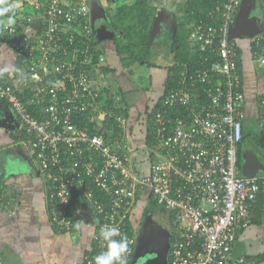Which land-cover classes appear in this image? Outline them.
<instances>
[{
  "label": "built area",
  "instance_id": "obj_1",
  "mask_svg": "<svg viewBox=\"0 0 264 264\" xmlns=\"http://www.w3.org/2000/svg\"><path fill=\"white\" fill-rule=\"evenodd\" d=\"M242 1L226 0L209 14L210 23L197 24L192 39L218 60L211 69L183 72L180 85L150 111L153 153L148 173H143L124 141L127 119L109 109L99 85L106 56L95 42L89 0H7L16 5V22L1 33L16 37L27 32L38 53L25 60L20 84L0 78V101L19 118L45 174L52 226L58 232L73 229L69 210L77 194L78 214L93 215L92 254L82 264H94L104 250L98 238L104 226L119 227L128 237L130 263L137 236L128 230V221L143 189L174 213L179 225L169 264L228 263L238 227L252 222L254 204L264 194V176H244L239 165L245 95L239 47L230 31ZM262 39L256 37V58L264 66ZM261 103L264 135V98ZM83 113L96 122L95 132L75 122V115ZM109 116L120 129L115 139L101 132ZM4 190L0 180V201Z\"/></svg>",
  "mask_w": 264,
  "mask_h": 264
},
{
  "label": "crops",
  "instance_id": "obj_2",
  "mask_svg": "<svg viewBox=\"0 0 264 264\" xmlns=\"http://www.w3.org/2000/svg\"><path fill=\"white\" fill-rule=\"evenodd\" d=\"M131 1L103 0V6L99 0H89V3L94 30L100 41L99 47L106 56V64L102 68L104 77L99 79V85L106 93L104 99L108 104L111 99L117 103L121 102V96L125 100L127 120L123 131L124 141L139 170L148 173L153 152L147 132L146 101H158L165 93L166 81L175 63L176 29L180 22L188 18V0H151L152 6L157 10L151 24L149 57L127 64L121 58L117 44L124 31L116 27L112 21L117 18V6L129 4ZM102 25L110 30L108 36L103 38L100 36V39L98 29ZM230 35L239 47V72L245 95L246 138L241 146L243 166L240 165V170L247 176L246 154L251 152L253 163H258L262 167V171L254 176H264V135L260 127L263 111L261 99L264 98V66L256 58L255 42L257 36L264 37V0L242 1ZM18 38L20 40H17ZM27 38L29 40V34L25 32L13 38L16 40L8 39L15 43L16 60L20 51H23L19 48L23 47V42H26ZM262 43L264 44V39ZM138 64L140 68L141 66L149 68L147 70L149 83L145 87L138 84V73L135 72ZM3 65L1 64L0 68H5ZM15 65L16 61L13 63L14 68ZM16 73L10 72L8 76L4 74L0 78L18 85L21 80L20 74ZM135 96H140L142 102ZM134 97L137 99L135 102H141L142 108L134 105L135 111L132 112L127 101L129 98L133 100ZM0 180L5 189L4 200L0 201V264H82L87 253L93 248L94 221L77 220L78 223L73 225L71 232L63 233L52 226L47 211V179L28 136L21 129L19 118L10 104L2 101H0ZM154 199L149 189L140 190L130 220L131 229L137 236V250L129 264L140 261L142 257L140 253L146 254L141 247L145 240L143 244L140 243V237L145 231L158 237L161 235L158 229H153L156 222H162L170 229L169 243L178 233L179 225L175 215L155 204ZM77 211L79 212V209ZM77 224L80 225L79 228L76 227ZM137 251L139 253L136 254ZM164 260L165 264H169V251ZM227 264H264L263 206L255 209L252 222L247 227H238L237 241Z\"/></svg>",
  "mask_w": 264,
  "mask_h": 264
},
{
  "label": "trees",
  "instance_id": "obj_3",
  "mask_svg": "<svg viewBox=\"0 0 264 264\" xmlns=\"http://www.w3.org/2000/svg\"><path fill=\"white\" fill-rule=\"evenodd\" d=\"M226 0H188V18L186 21H182L177 25L176 29V48H175V63L172 65L169 73V77L166 81L165 93L174 86L180 85V78L183 72L190 71L191 73L198 69H211L212 63L218 60V57L210 53V48L203 49L202 44L199 41H195L191 38L192 32L196 30L194 28L195 24L199 22L210 23L212 19L209 17V14L212 11L222 9L223 4ZM156 7L152 6L151 0H132L129 4H119L117 6V14L112 23L122 29L124 32L123 36L117 40L119 46L118 50L123 61H126L127 64H131L136 60H146L149 57V44L151 39V24L155 18ZM3 37L7 39L15 38L13 35L2 34L0 32V43L3 41ZM31 39V38H30ZM29 39V40H30ZM2 40V41H1ZM28 40V38H27ZM96 43L100 44V41L96 39ZM25 42H23L24 44ZM31 47H23V51H20L18 58L16 60V65L14 70L17 73L22 74L24 69V62L26 59H29L33 55H37L38 51L32 48V42L30 43ZM163 95V96H164ZM26 97H30L29 91L25 92ZM161 99V98H160ZM160 99L151 104L147 110V132L148 137L151 141L154 140L153 129H152V111L157 108L160 103ZM114 99L109 101L111 110L114 112V115L122 114L127 116V106H120ZM121 109H120V107ZM183 111L180 112V114ZM88 113L77 114L74 117L75 122L83 129L89 130L93 133L96 130V122L88 118ZM117 122L115 117L109 116L104 121V128L101 132L105 133L106 138L115 139L120 132V129L116 126ZM246 137L243 138L245 140ZM264 140V139H263ZM239 151V165L243 166L242 152ZM95 193L100 195V191L95 189ZM139 196V194H138ZM137 196V198H138ZM155 198V197H154ZM155 204H158L156 199ZM80 206V197L78 194L75 196L71 208L69 210V215L71 218H76L77 210ZM264 207V194H261L257 203L254 204V209ZM255 212V211H254ZM174 215V213H173ZM254 216V215H253ZM173 217V216H172ZM74 224L78 223L77 220H74ZM129 227L128 230L131 231V222L128 221ZM63 233V232H62ZM94 241V240H93ZM136 250V248H135ZM92 254L90 253H87ZM85 259V258H84ZM130 260H132L130 258Z\"/></svg>",
  "mask_w": 264,
  "mask_h": 264
},
{
  "label": "clouds",
  "instance_id": "obj_4",
  "mask_svg": "<svg viewBox=\"0 0 264 264\" xmlns=\"http://www.w3.org/2000/svg\"><path fill=\"white\" fill-rule=\"evenodd\" d=\"M99 2L103 6V0H99ZM15 10V4L8 3L7 0H0V32L12 29L16 22ZM8 71V68H0V77H3ZM78 215L80 214L77 213ZM76 227L79 228L80 225L77 224ZM98 238L102 242L104 250L94 257V264H128L130 241L126 235L121 234L119 227H101Z\"/></svg>",
  "mask_w": 264,
  "mask_h": 264
},
{
  "label": "water",
  "instance_id": "obj_5",
  "mask_svg": "<svg viewBox=\"0 0 264 264\" xmlns=\"http://www.w3.org/2000/svg\"><path fill=\"white\" fill-rule=\"evenodd\" d=\"M34 26L37 30H40L39 23H35ZM108 30L110 29H108L107 26L102 25L98 29L99 38L100 36H102V38L108 36L109 35ZM22 48H19V49L22 50ZM247 153L248 154H246V158H247L246 160L248 161L246 163V169H248V172L245 171L246 172L245 174L247 176H254L255 174H258L260 173V171H262L261 169L262 167L258 163L257 164L253 163V160L251 158V152H247ZM76 219L91 221V222L94 221L93 215L91 213H86V212H83L82 214L78 215ZM153 229L155 230L158 229L161 232V235H159L158 237L157 235L152 234V233H147L146 231L142 234V236L140 237V243L143 244L142 242L145 240V244H143V246L141 247L145 250L144 252H146V254L140 253V255H142L140 261L137 260L136 263L134 262V264H165L164 259L170 248V243L168 241L170 229L167 227L166 224L164 225L162 222H156L155 227H153ZM137 253L139 252L137 251L136 254Z\"/></svg>",
  "mask_w": 264,
  "mask_h": 264
},
{
  "label": "rangeland",
  "instance_id": "obj_6",
  "mask_svg": "<svg viewBox=\"0 0 264 264\" xmlns=\"http://www.w3.org/2000/svg\"><path fill=\"white\" fill-rule=\"evenodd\" d=\"M2 40H1L2 42L0 43V66H1V64L2 65L4 64L3 66H5V68L9 69V71L7 73H5L8 76V74H10V72L12 74L17 72V71L14 70V66H13V63L16 61V57H17V54L15 53V49L12 47V45H14L15 43H14V41H10V40H16V39L8 40L7 38L3 37ZM17 40H20V38H18ZM22 46L23 47H25V46L31 47V44H30L29 40H26V42ZM141 67L142 68H140V64H138V66L135 68V72L138 73L137 74L138 75V84L142 85L143 87H145L149 83V77H147V70H149V68H146L145 66H141ZM142 76H144V77H142ZM19 78H20V75H19ZM135 97H134L133 100L131 98H129L128 101H127V103H129V107L131 106V111L132 112L135 111V106L134 105L138 106L139 108L140 107L142 108V104H141L142 101H141L140 96L136 97V98H139L138 100L141 101L140 103L135 102V101H137V99H135ZM120 100H121V102L119 101L118 104L120 106H122L123 108L126 107L125 100H123L122 96H121ZM145 100L146 99H144V102H145ZM143 107H144V105H143ZM120 109H121V107H120Z\"/></svg>",
  "mask_w": 264,
  "mask_h": 264
},
{
  "label": "flooded vegetation",
  "instance_id": "obj_7",
  "mask_svg": "<svg viewBox=\"0 0 264 264\" xmlns=\"http://www.w3.org/2000/svg\"><path fill=\"white\" fill-rule=\"evenodd\" d=\"M93 27H94V23H93ZM95 28V27H94ZM13 48H15V45L13 46ZM153 103V101H151V100H148L147 101V107H146V113L145 114H147V110H148V108L151 106V104Z\"/></svg>",
  "mask_w": 264,
  "mask_h": 264
}]
</instances>
